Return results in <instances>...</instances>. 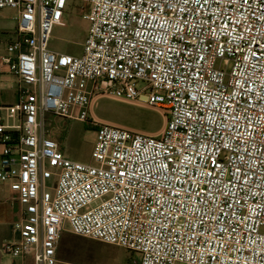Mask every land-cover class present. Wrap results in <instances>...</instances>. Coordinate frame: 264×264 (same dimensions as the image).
Here are the masks:
<instances>
[{
    "label": "built area",
    "instance_id": "2783aa9c",
    "mask_svg": "<svg viewBox=\"0 0 264 264\" xmlns=\"http://www.w3.org/2000/svg\"><path fill=\"white\" fill-rule=\"evenodd\" d=\"M80 1L88 29L81 53L75 55L49 47L52 29L64 18L68 0H0V10L13 11L16 20L13 29L0 31V72L14 75L17 83L16 102L0 104V184L16 193L21 206L20 217L12 225L17 237L3 241L0 254L15 259L28 256L33 264H81L57 260L61 232L68 225L76 235L138 252V264H264V99L259 94L239 99L243 111L236 114L241 117L238 128L244 140L225 138L221 143L228 149L213 152L212 145L206 158L201 150V158L194 161L197 175L211 172L208 179L214 178V184L219 181L228 193L210 196L215 206L203 208L202 218V202L190 198L183 207L171 201L162 207L156 203L164 200L159 187L153 191L146 182L151 179L147 173L153 159L160 163L168 157L167 162L175 166L182 158V146L195 131L186 115L193 99L203 105L209 91L217 97L237 96L233 85L243 86L245 78L248 90L264 91V75L251 51L255 49L257 57L264 55V42L240 49L229 42L222 50L208 44L204 36L183 42L169 37L173 47L189 49L170 81L161 76L163 64L153 71L154 61L129 58L123 49L117 54L120 33L135 4L124 13L128 0ZM251 2L256 7L258 0ZM147 5L148 0H143V10L137 9L140 16L146 15ZM154 15L155 11L147 19ZM219 42L224 44V38ZM193 44L203 47L193 54ZM201 64L204 83L185 84L180 73L187 72L195 80ZM228 64L229 71L222 67ZM181 85L187 89L183 93ZM103 95L157 107L165 119L163 128L152 134L89 119L95 101ZM48 113L95 128L93 162L64 155L48 133ZM241 159L247 175L236 181L235 166ZM200 164L205 166L201 169ZM121 172L131 176L130 184L120 178ZM141 173L144 180L139 178ZM53 177L48 186L46 181ZM206 188L204 180L198 191Z\"/></svg>",
    "mask_w": 264,
    "mask_h": 264
},
{
    "label": "snow or ice",
    "instance_id": "6c2138e0",
    "mask_svg": "<svg viewBox=\"0 0 264 264\" xmlns=\"http://www.w3.org/2000/svg\"><path fill=\"white\" fill-rule=\"evenodd\" d=\"M117 2L119 3V0ZM132 4H135L136 7L128 16L125 30L120 33L121 43L118 45L117 54H119V49H123L129 54V58L135 57L139 60L142 56L145 61H154L153 71H156V65L163 64L160 70L161 76L168 77L170 81L181 66V58L189 49L187 46L173 47L169 37L172 40L179 37L180 42H183L190 38L199 41L200 37L204 36L208 44H215L222 50H227L225 44L229 42H233L236 49L247 47L252 43L259 46L261 42H264V31H258L264 29V10L261 9L264 0H258L256 7H253L251 0H148L145 16H140V12L137 11V9L143 10V0H128L122 11L128 13L129 6ZM153 11L156 15L152 16L151 21H149L147 16L152 15ZM169 13H171V18ZM252 32L258 34L252 36ZM206 33L211 36L210 40L207 39ZM233 33H236L235 38H233ZM222 37L224 44L219 42ZM202 47L203 44H193L191 46L192 53L194 54L197 48ZM251 51L253 58L258 63L260 74L264 75V55L257 57L255 49H251ZM261 51L264 52V49ZM189 58L194 59V56L190 55ZM203 59L204 57L201 56V60ZM183 67L186 69L188 65L185 64ZM202 69L203 64L196 69L195 80L187 72H181L180 75L185 84L192 82L198 85L203 84ZM170 72L171 76L169 75ZM253 72H256V68H253ZM248 83L249 79L245 78L243 86L233 85L238 90L237 96L225 97V94L222 93L220 97H217L209 91L207 93L208 100L203 105L193 99L192 109L186 115L190 126L195 131L182 146L180 154L182 158L175 163V166L167 162L168 157H164V161L160 163H157L155 159L151 161L153 168L147 173L151 179L146 182L153 191L159 187L160 195L164 197L163 201L157 199V204L163 207L171 201L176 203L177 208H179L183 207L188 199L195 198L198 202H202V218L206 214L203 212V208L208 207L209 204L215 206V201L208 199L210 196L226 197L228 195L220 187L219 181L214 184V178L208 179L212 176L211 172L204 173L201 171L197 175V164L194 161L201 158V150H204L203 158H206L212 145H215V148H212L213 152L219 148L228 149L230 147L228 144L221 143L225 138L228 140L235 138L237 141L244 140V136L238 128L241 117L236 114L238 110L243 111L239 105L240 96L252 95L255 98L259 94L264 99V91L248 90L246 88ZM186 90L184 85L180 86V92L183 93ZM261 111L264 112V106L261 107ZM198 112L204 114L196 115L195 113ZM244 119L251 123L247 115L244 116ZM206 127L211 128V131L206 133L204 131ZM245 131H247V124ZM195 132H198L199 135L197 136ZM221 132L226 135L222 137ZM261 134L264 135V130L261 131ZM261 143L264 146V142ZM261 157L264 158V152H261ZM204 166V164H200L199 168L202 169ZM249 167H251L250 164ZM261 167H264V160H262ZM112 171L115 175V169ZM235 172L239 174L233 177L236 181L246 177L243 159L237 161ZM138 175L140 180H144V174ZM120 178L129 184L132 182L131 176L124 172L120 173ZM204 180H207L206 190L198 191L201 182ZM194 183L195 188L193 187ZM242 187H247V184L242 185ZM208 211L211 212L212 209L209 208Z\"/></svg>",
    "mask_w": 264,
    "mask_h": 264
},
{
    "label": "rangeland",
    "instance_id": "374dc122",
    "mask_svg": "<svg viewBox=\"0 0 264 264\" xmlns=\"http://www.w3.org/2000/svg\"><path fill=\"white\" fill-rule=\"evenodd\" d=\"M83 2L68 0L64 18L56 24L51 33L49 47L55 51L75 55L81 53V44L88 29L87 20L80 11ZM16 25L12 11L0 10V31L13 29ZM230 70L231 65H223ZM140 87L141 84L139 83ZM46 127L51 138L57 141L60 150L72 160L93 162L91 157L95 145V128L88 122L75 118H64L46 114ZM89 119L100 120L146 133H158L165 124L164 116L157 107L147 106L141 101H126L110 96H100L90 111ZM54 177L47 180L48 186ZM17 207V206H16ZM11 206L10 216L14 220L17 208ZM141 255L126 248L72 233L68 225L61 232L57 260L81 264H138ZM9 259L8 256L3 257ZM27 264H33L31 257Z\"/></svg>",
    "mask_w": 264,
    "mask_h": 264
},
{
    "label": "crops",
    "instance_id": "0c3cea01",
    "mask_svg": "<svg viewBox=\"0 0 264 264\" xmlns=\"http://www.w3.org/2000/svg\"><path fill=\"white\" fill-rule=\"evenodd\" d=\"M8 9H2L7 11ZM11 11V10H8ZM13 12V11H12ZM14 14V13H13ZM17 83L14 75L7 71L0 72V104H12L17 100ZM11 206H17L14 220H11ZM21 206L17 201V195L7 185L0 184V247L3 241L17 237L12 229L13 223L20 217ZM7 255L0 254V264H27L28 256L24 258H12L4 260Z\"/></svg>",
    "mask_w": 264,
    "mask_h": 264
}]
</instances>
